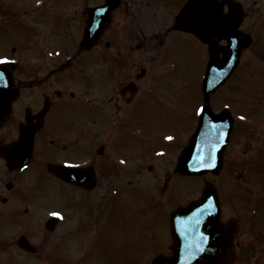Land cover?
<instances>
[{
	"label": "flooded vegetation",
	"instance_id": "obj_1",
	"mask_svg": "<svg viewBox=\"0 0 264 264\" xmlns=\"http://www.w3.org/2000/svg\"><path fill=\"white\" fill-rule=\"evenodd\" d=\"M212 1L220 14L208 31L226 33L230 6L240 9V22L231 23L237 24L239 45L249 44L241 53L261 65L264 0ZM186 5L192 0H0V58H7L5 71L17 92L0 105V264H67L61 246L67 229H58L64 217L77 213L81 227L105 231L116 217L117 184L126 182L130 191L147 181L143 175L156 160L158 166L165 159L159 194L145 197L146 206L140 189L121 198L140 205L128 208L132 231L122 229L142 248L151 224L158 236L150 246H170L169 217L181 205L169 184L180 177L175 164L187 142H179L195 126V86L186 97L176 88L166 104L163 93L174 88L170 72L180 59L190 66L194 45L207 53L206 45L175 26ZM260 102L254 99L255 112ZM185 108L189 119L179 140L180 124L163 131L159 115L175 111L177 124ZM230 152L228 145L223 166L233 159ZM65 161L76 165L69 168L76 170L77 186L55 176L54 167L67 166ZM152 204L156 213L148 223ZM259 210L252 208L244 222L237 219L232 264H264V223L254 220ZM52 212L63 222L49 231ZM142 253L139 262L146 264Z\"/></svg>",
	"mask_w": 264,
	"mask_h": 264
},
{
	"label": "rangeland",
	"instance_id": "obj_2",
	"mask_svg": "<svg viewBox=\"0 0 264 264\" xmlns=\"http://www.w3.org/2000/svg\"><path fill=\"white\" fill-rule=\"evenodd\" d=\"M191 50L194 51L195 54L189 60V62H191L190 66L187 68L183 64V62L187 61V58H181L178 70L170 72V76L174 80L175 86L168 92L164 90V104L168 101L166 96L170 97L175 94V90H177L176 88L180 90H177L180 95L183 94L186 97L188 96V89L193 92L195 86L197 89V92L195 91V109L201 105V94L199 92L198 85L202 79L207 57L204 51L197 49L196 45H194ZM253 57L254 56L251 53H245L243 55V62L234 75L233 80L226 84L211 101V106L214 111L217 112L224 108L229 109L235 123H242L244 122L242 120L245 119V126H247L248 130L251 131V133L246 134L242 126L240 132L244 133V135H233L232 137L233 142L231 141L230 144V154H234V156L233 159L228 162L229 165H236L232 175L229 173L231 169L225 167L220 177L215 179H212L210 176L205 177L207 180L212 181L218 189L220 206L222 209V219L226 223L237 222V219L240 217H243L244 222L245 217L249 216L252 208L260 207L259 201L261 200V196L259 193L264 191V184H257V180L259 178L255 167L253 166V163L256 162V156L258 154L260 156V154L264 153V62H262L261 65H257L254 62ZM178 79L181 83L177 81ZM183 80L184 83L187 82L189 88L187 85L185 87L181 86ZM256 97L261 101L260 108L256 109L257 112L255 113L257 116L251 117L252 115H248V106ZM184 105L185 99L180 108L181 110L184 108ZM188 111L190 112V110ZM181 112L182 111H179L180 114ZM184 113L185 115H182L176 124L174 120L177 119V113L172 110L164 109L163 113L159 115V117H161L160 120L163 123V131L164 127L167 128L170 124H172V126L175 125L174 127L179 124H185L189 118L187 113ZM245 113L247 116H244ZM159 132H161V130H159ZM184 137L185 135L180 137L179 140H184ZM236 141L239 142V144H236ZM180 142L179 146H182L183 143ZM154 154L157 156L158 152H155ZM150 155H152V153H150ZM239 158H241L243 162L241 166L236 163ZM172 159H174V157ZM152 166L151 170H148V173L143 175L144 177H147V181L139 182V186L135 185V187L130 191L128 190L124 193L121 190V188L126 189V182L117 184V206H122V208L118 210L114 221L107 222L105 231L95 234L94 226L85 224L80 227V229H77V231L72 229L67 232V235L65 236V245L68 247V251H65V253H67L66 260L67 258L69 260L68 264H85L84 262L82 263L79 258L80 255H82V253H79L81 248L83 251L86 250L85 260L88 264L139 263V261L135 260L138 256L136 253L137 248L134 243L129 241L131 236L119 225L125 226L128 230L132 231L133 226L129 218L128 211L123 208L128 209L129 207H132L133 209H137L140 205L129 204L126 199L122 200L121 198L128 195L129 192H134L136 189H140L144 193V205L146 206L145 197H147V200L149 201L151 197H154V192L155 195L159 194V187L161 184L160 177L163 172H167V159L164 160L162 165L158 166L156 160ZM258 169L261 171V176L264 178V160L260 162ZM238 178L241 179L240 182L238 181ZM182 183L185 184V188L183 189L188 193L191 192L192 194H194V192L198 193V190L200 191L203 186L202 179L200 178L191 182L195 185L187 182ZM238 183L242 186L245 185L246 190L244 192H241ZM169 187L170 193L172 192V187H174V191L178 193L177 198L179 203L180 201L186 199V192H181V187L179 186L177 180H175L172 185L169 184ZM56 203L57 200L53 199V205ZM152 207L153 209L148 210V212H151L150 214L156 213L155 211L157 206L154 207L152 204ZM168 210H171V208H166V211ZM258 213L254 215V220L256 219L255 221L257 224L263 223L264 214L260 213L259 215ZM67 216L69 218V223H73V220L75 222L78 220L77 213L73 218H71L69 213ZM151 226V224H148L145 231V239L148 245L158 236V233H156ZM162 232H164V229H162ZM163 238H166L165 234L163 235ZM237 238L238 236L235 233L233 236L234 243ZM80 243L82 244V247H78L76 250L72 251L70 247ZM65 245L63 243L62 247L64 248ZM150 256L151 255L148 256L147 264H150Z\"/></svg>",
	"mask_w": 264,
	"mask_h": 264
},
{
	"label": "water",
	"instance_id": "obj_3",
	"mask_svg": "<svg viewBox=\"0 0 264 264\" xmlns=\"http://www.w3.org/2000/svg\"><path fill=\"white\" fill-rule=\"evenodd\" d=\"M196 8L197 23L202 28L192 32L209 45V61L202 82L203 107L200 112L196 131L188 146L182 151L176 170L183 175L200 176L211 172L217 174L221 167V155L228 141L232 119L226 111L214 115L209 107V98L233 73L238 64L237 37L227 33V46L218 59L219 49L216 46L219 36L208 33L204 28L202 0H193ZM207 25V24H206ZM219 204L212 184L205 182L202 196L191 203L188 208L177 211L171 218L172 234L175 244L172 247L173 258L156 259L154 264H223L231 261L229 253L231 227L222 231L219 221ZM175 220L173 221V219ZM178 226L173 230V224ZM218 251L227 257L219 261Z\"/></svg>",
	"mask_w": 264,
	"mask_h": 264
},
{
	"label": "snow or ice",
	"instance_id": "obj_4",
	"mask_svg": "<svg viewBox=\"0 0 264 264\" xmlns=\"http://www.w3.org/2000/svg\"><path fill=\"white\" fill-rule=\"evenodd\" d=\"M6 62H8L6 57H4V58H0V63H6ZM169 139H171V137H169ZM65 163H66V165H67L68 167H76V165H73V164H71V163L68 162V161H65ZM53 215L59 216L60 214H59V213H53Z\"/></svg>",
	"mask_w": 264,
	"mask_h": 264
}]
</instances>
